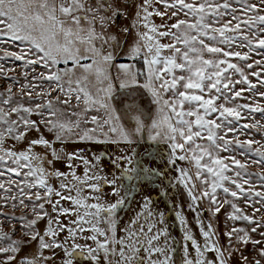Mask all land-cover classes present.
<instances>
[{
    "label": "snow or ice",
    "instance_id": "1",
    "mask_svg": "<svg viewBox=\"0 0 264 264\" xmlns=\"http://www.w3.org/2000/svg\"><path fill=\"white\" fill-rule=\"evenodd\" d=\"M0 61V264H264V0H0Z\"/></svg>",
    "mask_w": 264,
    "mask_h": 264
},
{
    "label": "rangeland",
    "instance_id": "2",
    "mask_svg": "<svg viewBox=\"0 0 264 264\" xmlns=\"http://www.w3.org/2000/svg\"><path fill=\"white\" fill-rule=\"evenodd\" d=\"M157 23H159V20L157 19ZM0 63H4L3 61H0ZM18 63V62H16ZM6 67H13L15 66V64L12 61H8L7 64L5 65ZM17 71H19V69H17ZM257 116H259V114H256ZM33 119H36V117H33ZM262 122H264V120H262ZM36 133L33 132L30 134V136L32 138L36 137ZM242 139L244 137H241ZM256 139H261V135L260 134H256L255 136ZM75 148H86L88 153L91 154H100V153H105V154H110L113 158L116 155H119L120 153L116 150V147L114 145H97V144H77V145H68L67 146V150L68 151H73ZM36 151L38 152H42L43 149L37 148ZM137 155H134L133 159H135L137 161V159H139V161H135L136 162V167H140L142 164L144 166L148 165L149 161H154V163L151 165L152 167H157V166H163L164 161L167 157V149L165 147L164 144H153L152 142H149L145 139V141H142L140 146L137 147ZM147 153V154H145ZM104 166L105 168H109L110 167V161L108 159L104 160ZM57 167H59L62 171H66L67 169L64 168V166L62 164H58ZM129 167H131V165H129ZM166 170V169H165ZM79 172H82V169L78 170ZM165 183H167V181H165ZM146 188H148V192H153L150 191L151 188H149L148 186H145ZM163 189V187H162ZM170 191V190H169ZM154 193V192H153ZM141 198V196H140ZM139 198V199H140ZM173 202V205L176 201L173 200V198H170L169 201L167 202L166 200H162V201H154V206L156 205V209L159 211H163L165 213V220H166V227L168 228L169 234L170 236L174 235V231L177 232V229H173L172 226L174 225V223L178 222L175 218L174 215V211L175 208L171 206ZM134 208H131L128 210V212L125 214V216L121 219V225L123 226V224L125 222H127L129 220L130 217H132L137 211L133 210ZM185 215L187 216V220L189 225H192V219H193V214L191 212H188L186 210V206H185ZM209 216V213L205 212L204 213V219H205V223H207V218ZM194 220V219H193ZM179 224V223H178ZM216 225L219 228L221 234L224 231V215H223V211L221 212V214L219 215V217L217 218L216 221ZM179 226V225H178ZM242 226V225H241ZM39 227L41 229L44 228V222H41L39 224ZM191 227V226H190ZM193 227H191L192 229ZM7 231V229H5ZM193 234L197 237V239H200V234H199V230L198 228L194 227V229H192ZM178 234H179V228H178ZM173 238V237H172ZM174 239V238H173ZM176 247L179 249L180 248V242L181 240L176 241ZM251 249V246L249 245V250ZM31 251V249H25V252ZM24 253H21V255H23ZM63 255V254H61ZM81 259V257L77 256L75 258L74 264H87V262H84ZM56 264H61L60 260L57 259ZM234 264H236V262L234 261Z\"/></svg>",
    "mask_w": 264,
    "mask_h": 264
},
{
    "label": "trees",
    "instance_id": "3",
    "mask_svg": "<svg viewBox=\"0 0 264 264\" xmlns=\"http://www.w3.org/2000/svg\"><path fill=\"white\" fill-rule=\"evenodd\" d=\"M137 161H139V159H137ZM142 167H144L143 164L140 166V168H142ZM158 181H159V177H151L150 179H144L142 174H140L139 179H133L131 181L125 180L126 184L133 186L132 187V193H131L133 199H130L128 202V206L121 211V213H120L121 219L125 216V214L128 212L129 209L134 208L133 210H136V211L139 210L140 203H141L142 197L144 195H150L153 202L154 201L155 202L162 201V200H166L168 202L169 199L172 198L170 194H165V192L164 193L162 192L161 186H159ZM154 184H156V185H154ZM145 186H148L149 188H151L150 191H153L154 193L153 192L149 193L148 188H146ZM140 196H141V198H140ZM156 205L157 204H155L154 208H156ZM171 206L173 207V202H172ZM175 211H176V209H175ZM190 226L193 227L192 229H194V227L197 228L195 220L192 219V225H190ZM172 228L177 229V232L174 231L173 232L174 235L171 237H173L175 241H178V238H179V240H182L183 232H182V227L180 226V224H178V222L177 223L175 222L174 225L172 226ZM178 228H179V234H178ZM79 260L87 262L82 257Z\"/></svg>",
    "mask_w": 264,
    "mask_h": 264
},
{
    "label": "flooded vegetation",
    "instance_id": "4",
    "mask_svg": "<svg viewBox=\"0 0 264 264\" xmlns=\"http://www.w3.org/2000/svg\"><path fill=\"white\" fill-rule=\"evenodd\" d=\"M145 154H147V153H145ZM131 167H136V162H135V159H133V164L131 165ZM142 174V173H141ZM142 176H143V174H142ZM144 178V177H143ZM150 179V178H149ZM157 179V178H156ZM154 185H156V184H154ZM159 186H161L160 184H159ZM161 189H162V186H161ZM162 192L164 193L165 192V190H164V188L162 189ZM170 192V191H169Z\"/></svg>",
    "mask_w": 264,
    "mask_h": 264
}]
</instances>
